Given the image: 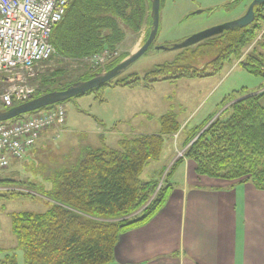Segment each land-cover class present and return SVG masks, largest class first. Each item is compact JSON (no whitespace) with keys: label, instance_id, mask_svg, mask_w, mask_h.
<instances>
[{"label":"trees","instance_id":"obj_1","mask_svg":"<svg viewBox=\"0 0 264 264\" xmlns=\"http://www.w3.org/2000/svg\"><path fill=\"white\" fill-rule=\"evenodd\" d=\"M263 5L254 7V21L247 27L217 25L216 32L209 38L178 49L182 53L173 61L156 65L142 77L120 75L105 87L151 88L160 81L205 78L235 62L247 73L264 80V38L255 41L252 49L243 55L264 24ZM149 10V0H71L62 20L53 27L49 42L58 58L92 59L103 51L113 56L127 31L138 33L146 25L150 26ZM148 32L149 28L146 35ZM163 46L168 48L170 44ZM125 56L119 54L102 68L34 97L88 80L103 69H111ZM200 58L208 61L202 67L194 66ZM101 88L104 87L90 93L100 99ZM236 98L235 94L225 99L221 108ZM261 100H264V92L235 101L191 143L184 157L195 163L197 175L240 179L264 190V107ZM209 119L188 134H198ZM159 124L160 130L155 134L122 136L116 148L105 145L97 149L81 148L76 160L70 163L71 167L53 174L50 190L45 192L40 188L45 196L43 200L50 204L49 209L42 213L10 214L11 230L17 246L23 251L24 264L113 262L119 236L145 225L163 207L171 189L174 166L181 164L179 161L171 167L155 196L160 173L155 172L147 180L140 178L150 162L160 159L165 141L180 128L173 112L162 115ZM50 133L54 135V130ZM0 264H16L13 251L6 253Z\"/></svg>","mask_w":264,"mask_h":264},{"label":"rangeland","instance_id":"obj_2","mask_svg":"<svg viewBox=\"0 0 264 264\" xmlns=\"http://www.w3.org/2000/svg\"><path fill=\"white\" fill-rule=\"evenodd\" d=\"M232 1H235V3L231 4ZM252 1L253 0H163L160 6L159 30L154 45L138 60L132 63L121 74V77H127L132 74H137L139 77H142L147 72L154 69L156 65L173 61L182 51L178 49L161 50L156 49V46L165 44L173 45L206 29L213 28L216 25L231 22L239 15L245 13L246 6ZM262 11L264 14V5ZM148 27L149 25H146L142 32L140 30V32L133 34L125 30L126 35L117 48L118 54H128L134 51L143 40ZM263 38L264 24L260 28L252 44L246 47L248 49L243 52V55L252 49L255 41H261ZM104 52L109 54L107 51H103L100 54ZM115 56L113 55L109 60H112ZM207 61L208 59L200 58L197 60L198 64L193 65L202 67ZM236 64V62L232 64V67H230L231 65L225 66L218 74L209 78H196L195 82L205 84V89L207 90L203 92H192L189 88H186L184 83L189 82L187 79L164 81L161 84L158 83L160 85L156 87L157 89L154 91L145 90L142 87L143 90H141L142 92H140V95L148 101L146 108L152 113L151 115L142 114L140 116V121H137L139 117L135 119L137 125L140 123L139 128L143 130V132L158 133L160 130L159 117L162 113H175L180 123H183L182 121L187 119L186 123L182 125V128L180 126L179 130L169 139L171 143L166 140L164 144L165 148H163L160 159L155 162H150L140 176L142 180H147L151 178L155 172L160 173L157 179L158 185L154 196L163 185L165 177L171 167L174 164H178L179 161V163H181L180 165H182L185 160H189L184 157L185 151L191 145L196 135L202 133L208 124L223 115L226 108L235 101L264 92V80L261 77L247 73L240 67H233L236 66ZM100 67L102 66H100V64H95L92 59L70 60L63 57L58 58L54 52L49 61H45L36 66V75L32 81H28V84L35 89V95H37L61 87ZM57 69H61L62 71L59 72ZM105 88L107 87L99 90L98 94L100 99L96 98L97 95L92 93L73 98L64 103L67 112L66 126L68 132L66 136L71 137H66L61 134L59 140L57 139L58 142H49L42 147L40 145L36 146L35 144L30 149L29 154H26L27 156L22 160L12 162L9 168L0 172L1 260H5L6 253L11 254L13 251L15 263L24 264L23 251L17 246L16 239L11 230L10 214L17 212L42 213L49 209L50 204L43 200L45 196L40 192V188L45 192L50 190V188H52L53 174L61 169L71 167L70 163L75 161L72 157L75 156L74 152L77 149L71 145L82 141L85 138V134L90 138L91 135L86 132L97 130L96 123L93 121L94 115L100 113L108 120L111 119L110 117L112 116L113 110L110 106L114 98L111 91H107ZM212 89L214 90L212 91ZM235 94L238 98L227 103L222 108L219 106L216 114L208 120L204 127L198 130V134H188L191 131L188 130L186 133H182V137H176V134H178L180 129L182 130L184 126L186 129H190L201 124L202 121L208 117V111L214 100L218 97H220L219 99H228ZM241 94L242 96H240ZM127 101L129 102L128 97ZM150 101L159 102L160 107L157 106L158 103L152 105L155 106V110L152 111ZM260 104L264 107V100H261ZM181 105L182 107H180ZM1 109L2 107L0 104V110ZM47 133H50V131ZM50 135L51 134H49V136ZM92 138L94 139L95 135H92ZM58 143H61V145H58ZM171 144H173L174 147L173 153ZM68 151H73L71 156L67 154ZM171 156L173 158L171 163L165 162L169 157L171 158ZM57 164L60 169H57ZM163 166L166 167L163 168ZM178 166H174L173 172ZM162 168L164 170L161 173ZM237 180L239 181L240 179ZM145 207L146 206H144V208Z\"/></svg>","mask_w":264,"mask_h":264},{"label":"crops","instance_id":"obj_3","mask_svg":"<svg viewBox=\"0 0 264 264\" xmlns=\"http://www.w3.org/2000/svg\"><path fill=\"white\" fill-rule=\"evenodd\" d=\"M188 81L184 85L192 92L207 90L205 84L195 82V79ZM162 82L144 89L154 91ZM105 89L111 91L114 98L110 106L113 110L111 119L100 113L93 116L97 130L86 132L91 135L90 138L85 134L82 141L71 145L77 148L72 157L75 160L83 147L97 149L105 145L116 148L122 136L155 134L143 132L139 128L140 123L137 125L135 121L138 117L137 121H140L142 114H152L146 108L148 101L140 95L141 86ZM219 98L214 100L208 117L202 123L216 114L225 100ZM150 103L151 106L158 103L160 107L159 102ZM153 110L155 106H152ZM177 121L182 128L187 119L183 123ZM191 129L184 126L176 137H182V133ZM67 132L65 125L56 137L46 133L38 139L36 146L55 142ZM92 135H95L94 139ZM170 138L167 141L170 142ZM71 153L73 151L67 154L71 156ZM172 160L171 156L165 162L171 163ZM56 167L60 169L58 164ZM170 182L172 185L166 202L154 217L145 225L119 236L110 264H264V190L240 180L226 181L197 175L195 164L190 160H185L176 168Z\"/></svg>","mask_w":264,"mask_h":264},{"label":"built area","instance_id":"obj_4","mask_svg":"<svg viewBox=\"0 0 264 264\" xmlns=\"http://www.w3.org/2000/svg\"><path fill=\"white\" fill-rule=\"evenodd\" d=\"M71 0H0V104L3 108L35 96L32 81L36 66L50 59L53 27L62 20ZM104 52L93 56L103 66ZM66 110L56 105L19 119L0 123V172L22 160L45 131L59 133Z\"/></svg>","mask_w":264,"mask_h":264},{"label":"water","instance_id":"obj_5","mask_svg":"<svg viewBox=\"0 0 264 264\" xmlns=\"http://www.w3.org/2000/svg\"><path fill=\"white\" fill-rule=\"evenodd\" d=\"M150 10L149 17L151 24L148 27V35L145 34L143 40L139 46L132 52L126 54L116 65H114L109 70H101L95 74L92 78L85 81L74 82L63 90H56L45 93L38 97L32 98L31 100L24 102L22 104L13 106L7 110H0V122H6L18 118L20 116L36 112L38 110L44 109L55 104L67 102L73 98L83 96L90 93L106 84L111 82L116 77L120 76L132 63L138 60L147 50H149L155 42V39L159 30V18H160V0H149ZM264 4V0H253L248 6L244 15L235 19L231 22L224 23L231 27H247L254 21V7ZM145 28V27H144ZM142 28V29H144ZM217 25L213 28L206 29L200 33H197L189 38L170 45V47H165L163 45L156 46V49H181L194 45L200 41L209 38L213 33L216 32ZM199 133L195 139L200 135ZM194 139V140H195ZM193 140V141H194Z\"/></svg>","mask_w":264,"mask_h":264},{"label":"flooded vegetation","instance_id":"obj_6","mask_svg":"<svg viewBox=\"0 0 264 264\" xmlns=\"http://www.w3.org/2000/svg\"><path fill=\"white\" fill-rule=\"evenodd\" d=\"M232 3H235V1H234V2L232 1L231 4H232ZM250 3H251V2H250ZM250 3L246 6V10H247L248 6L250 5ZM246 10H245V11H246ZM243 14H244V13H243ZM243 14L239 15L238 17H236V19L239 18V17H241ZM234 20H235V19H234Z\"/></svg>","mask_w":264,"mask_h":264}]
</instances>
